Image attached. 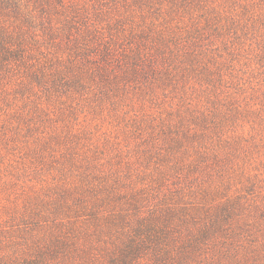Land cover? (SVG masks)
<instances>
[{
	"label": "trees",
	"instance_id": "obj_1",
	"mask_svg": "<svg viewBox=\"0 0 264 264\" xmlns=\"http://www.w3.org/2000/svg\"><path fill=\"white\" fill-rule=\"evenodd\" d=\"M104 18L99 7L77 0H0V87L14 81L2 91L25 101L91 93L92 101L115 104L128 91L146 94L188 76L213 80L214 61L202 50L182 48L187 56L176 63V39L155 29L153 19L125 29L120 20L103 26ZM226 121L216 108L199 128L168 125L163 138L153 137V187L129 183L110 157L78 149L71 135L41 137L49 159L51 141L63 145L60 170L74 178L29 202L19 221L11 217L10 229L0 231L9 240L0 237V264H189L231 229L240 199L217 200L202 178L219 172L228 155ZM215 201H223L216 204L222 211L213 209Z\"/></svg>",
	"mask_w": 264,
	"mask_h": 264
},
{
	"label": "rangeland",
	"instance_id": "obj_2",
	"mask_svg": "<svg viewBox=\"0 0 264 264\" xmlns=\"http://www.w3.org/2000/svg\"><path fill=\"white\" fill-rule=\"evenodd\" d=\"M187 1L77 0L99 7L103 26L120 20L125 29H137L153 19L155 29L176 39L178 65L196 50L214 61L211 82L188 76L146 94L128 91L115 104L92 101L91 93L25 101L2 91L13 79L0 87V231L10 229L11 217L19 221L42 192L73 181L60 170L63 145L51 141L56 150L49 159L41 152L45 138L71 135L78 149L101 151L102 161L110 157L112 170L131 177L129 183L153 187L152 138H163L168 125L199 128L209 110L220 108L227 113L222 144L228 155L219 172L202 178L217 200L240 199L231 229L209 240L189 264H264V0ZM219 202L213 209L222 211Z\"/></svg>",
	"mask_w": 264,
	"mask_h": 264
}]
</instances>
